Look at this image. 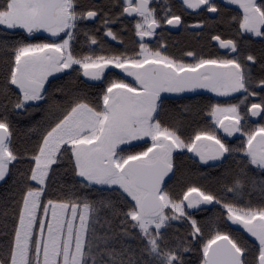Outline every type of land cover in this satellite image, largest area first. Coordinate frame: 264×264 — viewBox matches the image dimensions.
Segmentation results:
<instances>
[{
  "label": "snow or ice",
  "instance_id": "obj_1",
  "mask_svg": "<svg viewBox=\"0 0 264 264\" xmlns=\"http://www.w3.org/2000/svg\"><path fill=\"white\" fill-rule=\"evenodd\" d=\"M221 23L235 25L211 35L227 54L167 51L165 33ZM9 33L0 264H264V0H0ZM197 89L229 99L210 100V122L189 131L165 94ZM177 157L207 183L178 177Z\"/></svg>",
  "mask_w": 264,
  "mask_h": 264
},
{
  "label": "flooded vegetation",
  "instance_id": "obj_2",
  "mask_svg": "<svg viewBox=\"0 0 264 264\" xmlns=\"http://www.w3.org/2000/svg\"><path fill=\"white\" fill-rule=\"evenodd\" d=\"M174 4L178 6L179 0H172ZM235 7V6H231ZM232 13H225V19H227V16ZM200 18L204 19L205 17L203 15L199 17L195 16H186V19L189 23H191L194 19ZM114 28H118L119 25H114ZM235 25L229 26L226 23H221L215 26L213 29L209 30L208 28H205L203 33L200 37H196L192 34V30L189 29V31L185 32L183 29H174L171 30L168 33H165V40H166V46L167 51L177 57H180L182 53L187 52L189 50H195L198 54L201 52L208 53L212 52L213 54H227L226 50L224 49H218L216 46V42L211 41V35L214 34H221L223 38H230L232 35H234ZM159 31V30H158ZM36 35H42L45 38L48 37L49 34L47 33H41ZM83 39V37H81ZM109 43H111L113 46H119L121 49L123 48V45H119L118 41H111V38H107ZM125 43H127L131 47V41L133 39V34L131 32H126L124 34ZM138 39V38H136ZM156 37L153 38H146V40H149L151 44L154 46L156 43ZM258 47V45H257ZM186 63H191L192 59L189 57H184ZM116 72H119V70H115ZM122 76L124 74H121ZM129 81H131L132 77H127ZM170 97L171 100H177L178 102H183L187 105H190L191 107L200 106L201 109L204 111V117L206 113V104L211 100L213 102L220 101L225 102L229 98H223V97H217L214 93L209 92L207 89H197L192 92H186V93H180V94H165ZM237 94H233V97H235ZM169 99V100H170ZM232 102H235L234 99ZM254 120H257L259 118H253ZM230 140L232 138H229Z\"/></svg>",
  "mask_w": 264,
  "mask_h": 264
},
{
  "label": "trees",
  "instance_id": "obj_3",
  "mask_svg": "<svg viewBox=\"0 0 264 264\" xmlns=\"http://www.w3.org/2000/svg\"><path fill=\"white\" fill-rule=\"evenodd\" d=\"M19 36V33H9L6 36H0V39H9L14 40ZM39 39H44L45 37L42 35H37ZM86 79V78H84ZM80 87L87 88L90 92V94L94 95L100 87V82H90L87 84H81ZM59 98V97H57ZM186 105L183 102H178L177 100H169L166 107L169 110V113L171 114V118L173 121H182L185 128L187 130H191L192 127H197L204 123H209L210 121L206 120L204 117V111L201 109L200 106L192 107L191 113H186L183 111L182 106ZM42 113L37 112L33 115V120H40L42 117ZM169 117L166 115L165 119H168ZM28 121H22L21 123V140L18 141V143L21 144V146H24V140H26V137L23 136V128L27 125ZM235 142V141H233ZM177 164H178V172L177 176L180 178H187L191 182L199 183V184H206L207 181L200 178L196 175V169L192 165L190 160H187L184 157H177ZM203 171V169H201ZM64 182H71V177L69 175H64L63 173L60 174V181L59 183ZM58 184H54L51 189H49L48 197L50 198H57L58 196L62 195L63 190L59 187ZM7 192V186L3 183H0V199L4 198L6 196ZM201 215H204L203 213Z\"/></svg>",
  "mask_w": 264,
  "mask_h": 264
},
{
  "label": "rangeland",
  "instance_id": "obj_4",
  "mask_svg": "<svg viewBox=\"0 0 264 264\" xmlns=\"http://www.w3.org/2000/svg\"><path fill=\"white\" fill-rule=\"evenodd\" d=\"M38 34H41V33H38ZM44 34V33H43ZM145 139H147V138H145Z\"/></svg>",
  "mask_w": 264,
  "mask_h": 264
}]
</instances>
